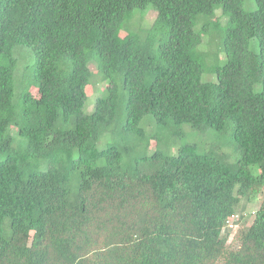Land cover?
Wrapping results in <instances>:
<instances>
[{"label":"trees","instance_id":"trees-1","mask_svg":"<svg viewBox=\"0 0 264 264\" xmlns=\"http://www.w3.org/2000/svg\"><path fill=\"white\" fill-rule=\"evenodd\" d=\"M245 3L0 0V264H264V196L222 234L264 194V0ZM91 64L108 90L86 113ZM184 125L230 134L236 162Z\"/></svg>","mask_w":264,"mask_h":264},{"label":"rangeland","instance_id":"rangeland-1","mask_svg":"<svg viewBox=\"0 0 264 264\" xmlns=\"http://www.w3.org/2000/svg\"><path fill=\"white\" fill-rule=\"evenodd\" d=\"M255 8V5L253 3V0H246L245 3V9L250 11ZM136 15L134 16L135 19L132 22H128L127 25L123 27L124 30H127L129 32H134L138 28L143 27L147 28L151 26L154 21L156 20L157 14L154 12L151 7H148L147 10L145 11H136ZM217 17L220 18L221 12L220 10H217ZM224 22V20H221ZM125 31L122 32V37L125 36ZM208 41V44L206 42ZM220 37L217 36L216 40L210 42L207 37L204 38V45H201L200 51H202L205 54H202L203 56L208 54V62L215 65V56L219 53L220 49ZM206 44V45H205ZM220 60L219 64L223 65L224 62L226 61V57L223 53L220 54L219 56ZM33 62L32 58L28 57L25 61V64H28L31 66V63ZM218 64V63H217ZM91 72L93 73L94 77L92 82H94V87L90 86L87 89L88 92V99L85 104V109L84 111L86 113H91V111H94L95 108V101L98 97H103L107 94L108 90V82H102L101 79L98 76V71H97V66L96 64H91L90 65ZM203 80L205 81H216V76H214L211 73H205L203 75ZM149 118V117H148ZM149 119H145L147 121ZM145 125V124H144ZM147 133L152 132V130L146 129ZM184 134L179 140V144H196L200 149L202 150H210L212 148L219 149L223 153H225L228 157V160L230 162H236V155L234 154V146L232 142V138L230 134H223L219 135L213 130H207L204 132H198L193 129H191L190 126L184 125L180 129ZM116 139V140H115ZM114 141H119V133H109V135H103L102 139L99 143V147H105V145ZM155 142L151 143V152L155 150ZM178 148L175 147L172 149V153L176 155ZM141 169H144V165H140ZM264 194L259 195L253 200V202H247L245 201L243 203L242 210L239 212L243 214V220L240 222L238 221L237 223V228L236 232L232 233V237L229 239L228 244L232 243V239L236 235L237 231L250 226L254 220L255 212L259 209L262 199H263Z\"/></svg>","mask_w":264,"mask_h":264},{"label":"built area","instance_id":"built-area-1","mask_svg":"<svg viewBox=\"0 0 264 264\" xmlns=\"http://www.w3.org/2000/svg\"><path fill=\"white\" fill-rule=\"evenodd\" d=\"M239 219H240L239 214L231 215L228 218L226 225L224 226V228L222 230V234H228L229 239H230L232 237V233L236 232L237 223H238Z\"/></svg>","mask_w":264,"mask_h":264}]
</instances>
